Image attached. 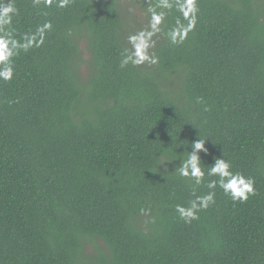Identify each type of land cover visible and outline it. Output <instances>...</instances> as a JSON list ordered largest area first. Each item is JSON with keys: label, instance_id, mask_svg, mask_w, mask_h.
<instances>
[{"label": "trees", "instance_id": "16d2710c", "mask_svg": "<svg viewBox=\"0 0 264 264\" xmlns=\"http://www.w3.org/2000/svg\"><path fill=\"white\" fill-rule=\"evenodd\" d=\"M14 2L6 27L17 40L46 21L52 29L14 57L11 81L0 79V264H264L257 1L197 0L180 44L168 37L179 13L157 8L158 62L123 68L127 37L141 29L125 23L122 0ZM199 139L205 173L224 158L254 179L255 194L233 201L217 187L215 203L185 223L175 206L194 199V185L175 170Z\"/></svg>", "mask_w": 264, "mask_h": 264}, {"label": "clouds", "instance_id": "9594fccd", "mask_svg": "<svg viewBox=\"0 0 264 264\" xmlns=\"http://www.w3.org/2000/svg\"><path fill=\"white\" fill-rule=\"evenodd\" d=\"M34 5L39 4L41 0H33ZM72 0H55L58 8L67 7ZM54 0H43L45 7H50ZM175 7L179 16L176 18L175 25L168 31V37L172 44L183 43L197 23V13L199 7L197 0H176L173 4L169 0H158L157 4L150 5L147 9L150 15L148 27L141 29L133 34L128 35L127 42L130 45L122 53L120 67L128 64L142 65L145 62L156 64L158 58L154 54H149V49L154 46L153 36L161 31V25L165 20L166 13L157 11V8H164L171 11ZM19 14V9L15 6L14 0H0V79L11 81L14 76V57L19 54L20 50L27 52L32 47H39L44 43L46 32L52 29L51 21L36 28L35 33L26 34L23 42L17 40L9 27L11 26L14 16ZM180 17L187 21V24L181 22ZM205 140L199 139L192 143V151H188L187 158H182L181 164L175 172L182 178L189 179L193 182L191 195L194 199L188 201L187 206L177 204L175 210L179 218L185 223H190L198 219V213L206 210L210 205L215 203V189L219 187L226 196L233 201L245 202L250 195L255 194V181L251 177H246L240 172L232 171L230 161L224 158H218L207 170L202 168L200 151L204 149ZM206 151V150H205ZM216 177L206 183L210 190L203 195L196 194V187L204 184V177Z\"/></svg>", "mask_w": 264, "mask_h": 264}, {"label": "rangeland", "instance_id": "374dc122", "mask_svg": "<svg viewBox=\"0 0 264 264\" xmlns=\"http://www.w3.org/2000/svg\"><path fill=\"white\" fill-rule=\"evenodd\" d=\"M257 4L264 12V0H256ZM121 6L124 13V19L127 26L130 28L146 29L148 27L149 19L147 10L136 0H122ZM82 57L88 58V52L84 42L80 43ZM94 252L93 245L87 247L86 253L92 254Z\"/></svg>", "mask_w": 264, "mask_h": 264}]
</instances>
